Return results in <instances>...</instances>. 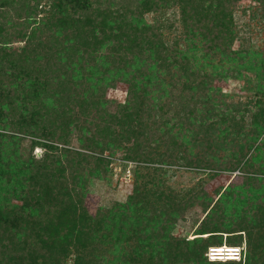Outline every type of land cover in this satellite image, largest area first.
I'll list each match as a JSON object with an SVG mask.
<instances>
[{"label": "rangeland", "instance_id": "obj_1", "mask_svg": "<svg viewBox=\"0 0 264 264\" xmlns=\"http://www.w3.org/2000/svg\"><path fill=\"white\" fill-rule=\"evenodd\" d=\"M29 1L31 5L42 4L38 6V10L46 8L45 12L40 11L36 15L37 19L47 17L55 9L65 23L79 20V24L82 20H89L88 6L93 4L89 0ZM13 5L16 8L22 6L21 3ZM233 5L235 27L230 32L233 39L221 38L210 48L208 37L200 35L196 37V48L190 52L189 67H177L178 64L166 62L165 68L160 67L157 71L159 74H185L189 78H192L191 74H213L214 88L208 94H204V90H195L193 94L196 99H191V90L187 87L184 89L186 78L181 77V83L170 89L175 95L188 99L184 102L185 107L178 102H169L172 99L161 102L159 99L150 119L152 126L141 127L140 139L136 140L134 136L123 139L126 132L118 125L119 122L111 120L112 115L120 116L126 107L131 80L130 76L124 74L134 73L128 66L122 65L121 58L127 55L126 50H129L130 56H134L133 47L126 45L115 55L110 49H102L98 45L97 48L100 49L98 54H94L95 58L88 55L87 59H82L83 69L79 68L77 57L73 59L67 56V60L59 66L64 74H94L92 77L87 75L72 86L75 88L74 94L86 100H99L98 108L88 109L85 113L79 110L78 121L72 116V119H65L64 122L48 121V127H43L36 109L40 113L44 110L42 105L48 101L47 96L38 95L39 87L32 86V82L22 84L23 95L15 99L20 109L7 116L0 127L2 134L6 135L7 148L22 163L34 158L42 160L39 164L41 167L49 163L53 168L49 174L52 185L64 181L65 191H77L92 215L100 211L101 215L103 213L109 217L110 222L103 228L102 234L112 235L102 245L99 264H145L144 250L156 243V236H159L157 234L172 230L173 235L192 240L198 236L210 235H200L199 232L208 230L211 226V230L232 231L227 230L228 224H233L234 220L244 214V209L237 212L240 207L229 210L223 208L218 213L216 211L219 209L212 210L229 184L243 180L244 172L241 168L250 156L256 154L257 157L260 154V159L264 160V130H260L264 128V96L261 98L259 93L261 87H264V81L262 83L261 80L264 74V14L261 7L264 4L256 0H236ZM6 9L11 15L15 14V10ZM176 11L178 12L177 8H171L169 13L174 14ZM147 18L153 19L152 13ZM171 22L173 28L167 33L173 39L176 35L174 30L179 29L180 24L178 19H171ZM55 28L56 26H50L40 32L36 47L42 50L41 40L51 38L56 43L49 44L47 48H50L51 53L56 51L58 59L59 50L54 48L60 43L64 45L66 37L62 27L61 30H56V34H51V29ZM7 29L12 34L15 32L12 28ZM206 32L204 29L201 34L205 35ZM10 39V48L24 44V41L21 42L14 36ZM39 73L35 72L33 78ZM41 74H49V70L43 69ZM174 80L177 79H170L175 83ZM53 101L48 102L49 106L53 108L54 105L59 111L58 103ZM161 105L163 111L159 109ZM190 110L195 113L191 119ZM59 115L63 118L61 112ZM164 121L169 122V126L179 127L173 129L170 136L163 137L162 134H166L168 129ZM82 126L87 131L82 130ZM195 126L197 129L191 130ZM163 128L165 131H161ZM257 131H261L259 138ZM185 132L190 137L187 144L182 148L174 145V140L181 141ZM171 138L173 142L168 144L167 141ZM253 138H256L255 141ZM259 145L260 150L257 151ZM130 147L137 148L144 163L127 155ZM139 164L150 168L145 171L143 180L137 178L139 189L150 193L141 205L130 199L136 189L135 172ZM33 170L36 169L33 167ZM63 175L68 178L64 179ZM74 175L78 181L77 184L74 182L73 191L71 180L74 181ZM204 186L209 193L206 192L207 198L202 201L197 195ZM218 187L223 189L216 195L214 191ZM1 197L7 202L9 192L6 191ZM65 198L68 199L67 196ZM23 200V196L12 195L9 203L20 206L23 205ZM173 202V209L176 207V210L171 211L166 207ZM165 208L169 213L163 212ZM216 233L223 234V246L240 248L241 261H233L244 263L246 234L242 232V243L231 244L230 242L238 239L234 236L235 232ZM215 239L218 241V238ZM210 249L212 248L208 247V260ZM143 252L144 255L141 256Z\"/></svg>", "mask_w": 264, "mask_h": 264}, {"label": "trees", "instance_id": "obj_2", "mask_svg": "<svg viewBox=\"0 0 264 264\" xmlns=\"http://www.w3.org/2000/svg\"><path fill=\"white\" fill-rule=\"evenodd\" d=\"M89 1L93 3L88 6L89 20L85 22L82 20L79 24L77 23L79 20L74 19H72L73 23H65L55 9L50 11L47 17L43 16L38 20L36 15L40 11L45 12L46 9L38 10L39 3L31 5L29 0L18 2L0 0V127L7 116L13 114L16 109H20L15 99L23 95L24 85L22 84L27 82H32L34 87H39L38 95L47 96L48 101L42 105L44 110L40 113L36 109L43 127H48V121L64 122L65 119H72V116L76 117L75 121H78L79 110L85 113L88 109L98 108V99L86 100L74 94L75 88L72 87L87 75L92 77L91 75L94 76V74H64L59 68L68 56L73 59L79 58L77 59L79 68L83 69L82 59H87L88 55L95 58L94 54H98L100 49L97 48L98 45L102 49H110L115 55L120 48L128 45L133 47L132 53L135 54L130 56L129 50H126L127 55L121 58L122 65L128 66L134 73L124 74L130 76L131 80L126 107L120 116L110 115L111 120L119 122L118 125L122 126L126 132L123 139L132 136L136 140L140 139L141 127L152 126L150 119L154 115L153 109L159 104V99L160 102L172 99L169 102H178L185 107L184 102L188 99L175 95L170 89L181 83V77L186 78L184 89L187 87L191 90V99H196L193 94L195 90H204V94H208L214 88L213 74H191L192 78H189L185 74L183 76L182 74H159L157 71L160 67L165 68L166 62L178 64L177 67H189L190 52L196 48V37L200 35L208 37L210 48L221 38L233 39L230 32L235 27L233 4L236 0H124L119 3L116 0ZM256 1L264 4V0ZM15 3H21V8H16L13 5ZM6 8L15 10V14L11 15ZM171 8H177L178 12L169 13ZM60 10L62 12V9ZM261 12L264 14V6L261 7ZM149 13H152L153 19L147 18ZM177 15L179 18H176ZM171 19L174 21L178 19L180 24L179 29L174 30L176 35L173 39L167 33L171 27L173 28ZM50 26H56L55 29H51V34H56V30H61V27L65 32V44L60 43L54 48L59 50L58 59L57 52L51 53L50 48L49 50L47 48L49 44L56 43L51 41V38L41 40L42 50L36 47L40 32ZM7 28H12L15 32L12 34ZM204 29L207 31L205 35L201 34ZM13 36L21 42L24 41L23 46L10 48L12 46L10 38ZM43 69L49 70V74H41ZM35 72L40 73L35 74L33 78ZM169 78L177 80L173 83ZM261 80L263 83L264 74ZM262 89H264L263 86L259 91L261 98L264 96ZM51 101L58 103L59 111L54 105V109L49 106ZM191 102L195 103L193 100ZM159 109L163 111L162 105ZM59 112L62 113L63 118ZM189 113V119L195 116L193 110ZM164 122L168 129L166 134H162L163 137L170 136V132L179 127L178 125L174 128V125L169 126V122ZM180 128L179 130H183ZM184 129L189 130L188 127ZM195 129L197 126L191 130ZM198 129L200 130L201 127ZM82 130L87 131V128L82 126ZM161 131H165L164 128ZM257 132H259L257 135L259 138L261 131ZM191 133L193 134L192 131ZM5 136L0 130V264H99L102 245L112 235V233L102 234L103 228L110 222L109 217L103 213L101 215L100 211H97L95 215L89 212L83 203V198L74 191V182L77 184L76 181H78L75 175L74 181L71 180L74 192L68 189L65 191L64 181L52 185L49 182V174L53 170L50 164L46 163L45 167H41L39 164L42 160L35 158L24 163L17 160L16 155H13L14 152L7 148ZM181 137V141L175 139L173 142L172 138L166 141L168 144L173 142L174 145L177 144L182 148L190 137L186 135V132ZM255 139L253 138L254 141ZM127 150V155L131 159L140 163L143 161L136 147H130ZM259 150L260 145L257 148V151ZM255 155L250 156L241 168L244 172L243 180L240 183L229 184L212 208V210L219 209L217 213L223 208L229 210L240 207L237 212L244 209L242 216L234 220L233 224H228L227 230L232 231L211 230L213 229L211 226L208 230L199 232L200 235L207 233L210 235L198 236L192 240L175 236L171 233L172 230L159 233L157 234L159 236H156V243L144 250V263L264 264V160L260 159V154L257 157ZM33 167L36 170H33ZM146 170L150 168L139 164L135 172L136 189L130 199L131 202L137 201V205L144 204L147 196L150 195L148 190L139 189L137 182V178L144 179ZM63 178L66 179L68 176L63 175ZM203 188L201 191L204 194L199 192L201 195L198 194L197 197L205 201L208 191L205 186ZM222 189L218 187L214 192L217 195ZM6 191L9 192L7 202L1 197ZM12 195L23 196V205H10ZM174 206L175 202L166 208L171 211L176 210V207L173 209ZM166 208L163 212L169 213ZM174 222L175 220H173V226ZM213 225L216 226V224ZM216 232H235L234 236L238 239L230 242L231 244L242 243V232L246 234L244 263H236L235 260L225 262L210 258L208 260V247L223 246V234ZM215 238H218V241Z\"/></svg>", "mask_w": 264, "mask_h": 264}, {"label": "bare ground", "instance_id": "obj_3", "mask_svg": "<svg viewBox=\"0 0 264 264\" xmlns=\"http://www.w3.org/2000/svg\"><path fill=\"white\" fill-rule=\"evenodd\" d=\"M233 250L234 249H227L226 246L225 247L224 246L217 247V249H214L213 251H216L215 254H218L219 256L214 257L212 259L213 260H223V261H226V260H235V259H237L236 257H234V258H226V257H223L222 256V254L224 253V251H233Z\"/></svg>", "mask_w": 264, "mask_h": 264}, {"label": "clouds", "instance_id": "obj_4", "mask_svg": "<svg viewBox=\"0 0 264 264\" xmlns=\"http://www.w3.org/2000/svg\"><path fill=\"white\" fill-rule=\"evenodd\" d=\"M225 247V246H224ZM227 248H234V249H236V251L237 252H235L237 255L239 254V256H236L235 255V257H237V259H235L236 261L237 260H240V256H241V254H242V252H241V250H240V248H238V247H232V246H226ZM223 248V247H222ZM211 250V249H210ZM209 250V251H210ZM224 253H225V251H224ZM218 255V254H217ZM222 255H224V254H222ZM223 257H226V256H223ZM211 259V258H210ZM211 260H213V259H211Z\"/></svg>", "mask_w": 264, "mask_h": 264}, {"label": "built area", "instance_id": "obj_5", "mask_svg": "<svg viewBox=\"0 0 264 264\" xmlns=\"http://www.w3.org/2000/svg\"><path fill=\"white\" fill-rule=\"evenodd\" d=\"M214 249H217V248H212L211 250H210V258L212 259V258H214V257H217V254H215V252L216 251H213ZM235 252H237V251H235ZM236 256H239V254L237 255V254H235Z\"/></svg>", "mask_w": 264, "mask_h": 264}]
</instances>
